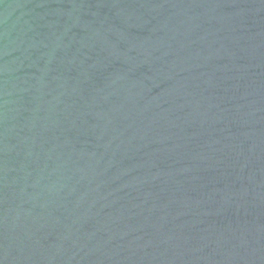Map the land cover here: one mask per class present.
I'll return each mask as SVG.
<instances>
[{
    "label": "water",
    "instance_id": "1",
    "mask_svg": "<svg viewBox=\"0 0 264 264\" xmlns=\"http://www.w3.org/2000/svg\"><path fill=\"white\" fill-rule=\"evenodd\" d=\"M0 264H264V0H0Z\"/></svg>",
    "mask_w": 264,
    "mask_h": 264
}]
</instances>
